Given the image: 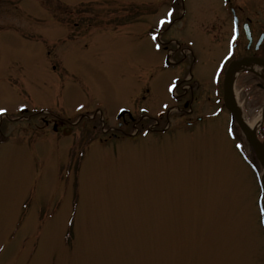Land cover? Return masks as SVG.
Listing matches in <instances>:
<instances>
[{
    "label": "rangeland",
    "instance_id": "obj_1",
    "mask_svg": "<svg viewBox=\"0 0 264 264\" xmlns=\"http://www.w3.org/2000/svg\"><path fill=\"white\" fill-rule=\"evenodd\" d=\"M258 1L0 0V264H264L263 168L222 102Z\"/></svg>",
    "mask_w": 264,
    "mask_h": 264
},
{
    "label": "flooded vegetation",
    "instance_id": "obj_2",
    "mask_svg": "<svg viewBox=\"0 0 264 264\" xmlns=\"http://www.w3.org/2000/svg\"><path fill=\"white\" fill-rule=\"evenodd\" d=\"M255 1V0H254ZM258 1V0H257ZM259 2V1H258ZM262 12H256V14H261ZM261 18H263V23L259 24V31L256 34L254 32L253 23L251 20H246L244 22L238 21V39L236 42V46L234 49H237L238 56L235 59L237 60L241 59L243 57H254L264 60V10L261 15ZM245 24L248 25L249 33H250V40L246 38V33L244 30ZM241 41V45L238 47V41ZM257 90L264 92V83H257ZM128 116V120L124 117H122L119 120V125H124L129 122H134V119ZM42 121V126L45 128L48 125V122ZM136 122V121H135ZM49 124L55 125L56 129H61L62 133L65 134L66 132L71 130V125L73 122H70V118H55L54 121H51ZM42 128V127H41Z\"/></svg>",
    "mask_w": 264,
    "mask_h": 264
},
{
    "label": "water",
    "instance_id": "obj_3",
    "mask_svg": "<svg viewBox=\"0 0 264 264\" xmlns=\"http://www.w3.org/2000/svg\"><path fill=\"white\" fill-rule=\"evenodd\" d=\"M245 61H240L238 63H232L229 66V70L226 74V77H229L228 75L230 74L232 68L237 65V64H244ZM231 75V74H230ZM225 98L227 101V109L232 113L233 117L236 119L241 131L243 132L244 136L246 137V139L248 140V142L250 143L253 151L255 152V155L257 157V159L259 160V162L262 164V166L264 167V147L263 145L256 139L255 133L251 130H249L248 128H246L243 123L241 122L238 113L236 111V108L234 107V103L232 101L231 98V93H230V89L229 87L226 88L225 91ZM263 218H264V206H263Z\"/></svg>",
    "mask_w": 264,
    "mask_h": 264
},
{
    "label": "bare ground",
    "instance_id": "obj_4",
    "mask_svg": "<svg viewBox=\"0 0 264 264\" xmlns=\"http://www.w3.org/2000/svg\"><path fill=\"white\" fill-rule=\"evenodd\" d=\"M234 77H235L234 73H232V75H229V77H228V84L229 85H232ZM237 111H238V114H239V116H240V118H241V120H242V122L246 128H249L250 130L255 131L259 127V124H260V116L259 115L254 116L251 120H247L241 114L238 106H237ZM262 185H263V201H264V172L262 174Z\"/></svg>",
    "mask_w": 264,
    "mask_h": 264
},
{
    "label": "snow or ice",
    "instance_id": "obj_5",
    "mask_svg": "<svg viewBox=\"0 0 264 264\" xmlns=\"http://www.w3.org/2000/svg\"><path fill=\"white\" fill-rule=\"evenodd\" d=\"M161 25L165 23V20L164 19H161L160 22H159ZM155 38V37H154ZM233 39H235V37H233ZM231 54V53H230ZM225 59H227V57H225ZM219 71V69L217 70ZM171 90V88L169 89ZM6 110L4 108H0V113H3L5 112ZM259 223L261 224H264V220H260Z\"/></svg>",
    "mask_w": 264,
    "mask_h": 264
}]
</instances>
